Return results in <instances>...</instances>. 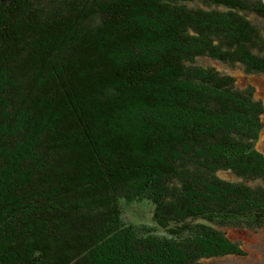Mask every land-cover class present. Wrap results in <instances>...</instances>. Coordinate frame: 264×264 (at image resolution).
Instances as JSON below:
<instances>
[{"label":"trees","instance_id":"1","mask_svg":"<svg viewBox=\"0 0 264 264\" xmlns=\"http://www.w3.org/2000/svg\"><path fill=\"white\" fill-rule=\"evenodd\" d=\"M264 0H0V264H202L264 224ZM227 176H220L218 173ZM260 181V182H259ZM150 203L168 237L124 225Z\"/></svg>","mask_w":264,"mask_h":264},{"label":"rangeland","instance_id":"2","mask_svg":"<svg viewBox=\"0 0 264 264\" xmlns=\"http://www.w3.org/2000/svg\"><path fill=\"white\" fill-rule=\"evenodd\" d=\"M252 1V0H251ZM253 23L264 24V18L248 13ZM205 63L213 66L222 73L233 76L238 86L250 85L253 88V95L263 106V113L260 116L261 127L256 133L253 147L264 155V72L245 74L241 65L228 66L217 61L205 60ZM220 176H227L218 173ZM260 182V181H259ZM121 214L120 220L124 225L133 228H141L155 235L168 237L164 229L156 226L151 216V205L145 200L119 202ZM224 234L238 244L243 251L242 255H227L203 259L202 264H264V224L255 229L242 227H222Z\"/></svg>","mask_w":264,"mask_h":264}]
</instances>
